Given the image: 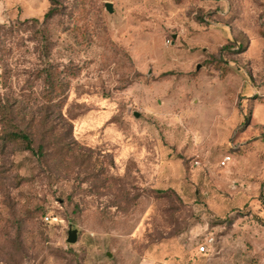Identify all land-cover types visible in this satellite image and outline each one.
I'll list each match as a JSON object with an SVG mask.
<instances>
[{
	"label": "rangeland",
	"instance_id": "obj_1",
	"mask_svg": "<svg viewBox=\"0 0 264 264\" xmlns=\"http://www.w3.org/2000/svg\"><path fill=\"white\" fill-rule=\"evenodd\" d=\"M8 23L0 264H264V0H0ZM18 106L43 155L4 141Z\"/></svg>",
	"mask_w": 264,
	"mask_h": 264
},
{
	"label": "trees",
	"instance_id": "obj_2",
	"mask_svg": "<svg viewBox=\"0 0 264 264\" xmlns=\"http://www.w3.org/2000/svg\"><path fill=\"white\" fill-rule=\"evenodd\" d=\"M52 15H54V12H53V9H50L47 13H45L44 17L47 19H50L51 17H53ZM33 21H37V20H33ZM13 28H14V24H11V23L2 25L0 28V40L4 41L5 39H7V37L11 34ZM236 45H239V43ZM227 47L229 48L228 45ZM57 89L59 90L60 88L57 87ZM63 105L64 103L62 104L61 102L60 107L62 108ZM18 107L17 108H18L19 115L17 116L19 117L20 120L19 122L12 123L2 128V131L5 135L4 141L5 142L6 141H19L22 143L26 151H30L31 153L37 154V155H43L44 149H46V145H50L52 143V141L48 140V137L49 138L52 137L53 139H55L54 138L55 128L53 127L49 119L42 117L41 119L38 120L37 123L38 125L40 123L41 126H44L45 131H41L39 130V128L34 129L33 125L35 124V121H36L35 118L33 116H31L30 118L29 117L26 118L25 115L20 116L21 111L25 110V108L21 109L20 106ZM11 109L9 106L5 107V111L3 112V115L11 113L12 112ZM61 117L64 118L62 114H61ZM65 120H67L69 128L71 130L72 129L71 119L69 117H65ZM32 127H33V130H32ZM35 140H38L37 146L34 145ZM195 251L197 253L196 247H195Z\"/></svg>",
	"mask_w": 264,
	"mask_h": 264
},
{
	"label": "built area",
	"instance_id": "obj_3",
	"mask_svg": "<svg viewBox=\"0 0 264 264\" xmlns=\"http://www.w3.org/2000/svg\"><path fill=\"white\" fill-rule=\"evenodd\" d=\"M231 159L230 155L223 156L222 160L220 161L221 165H225ZM195 164H198V160L194 161ZM46 220L48 217L45 218ZM214 244V237L211 234H206L203 240L196 246L197 253L201 255H207L212 252Z\"/></svg>",
	"mask_w": 264,
	"mask_h": 264
},
{
	"label": "water",
	"instance_id": "obj_4",
	"mask_svg": "<svg viewBox=\"0 0 264 264\" xmlns=\"http://www.w3.org/2000/svg\"><path fill=\"white\" fill-rule=\"evenodd\" d=\"M104 7L107 10V12L112 13L113 8H112V3L111 2H104ZM134 116L137 117L138 113L134 112ZM77 240V229L75 228H69L67 231V238L66 241L68 243H74ZM108 255L110 253L108 252Z\"/></svg>",
	"mask_w": 264,
	"mask_h": 264
}]
</instances>
